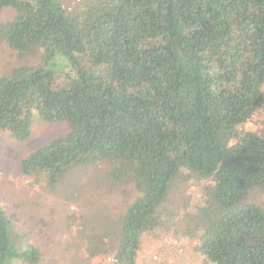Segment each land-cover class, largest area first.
<instances>
[{"label":"trees","instance_id":"trees-1","mask_svg":"<svg viewBox=\"0 0 264 264\" xmlns=\"http://www.w3.org/2000/svg\"><path fill=\"white\" fill-rule=\"evenodd\" d=\"M5 8L0 40L26 61L0 76V130L21 141L37 120L68 127L21 159V173L54 189L75 166L107 162L108 183L140 193L118 230L96 226L90 256L137 264L142 234L177 220L166 205L184 173L211 180L178 213L200 229V252L264 264V208L245 198L253 185L264 191V138L240 129L264 101V0H0ZM10 225L0 204V264L38 262Z\"/></svg>","mask_w":264,"mask_h":264},{"label":"rangeland","instance_id":"rangeland-1","mask_svg":"<svg viewBox=\"0 0 264 264\" xmlns=\"http://www.w3.org/2000/svg\"><path fill=\"white\" fill-rule=\"evenodd\" d=\"M61 1L67 6L75 2ZM71 11L68 9L73 15ZM12 14L10 9H3L0 22ZM25 61L0 40V76ZM37 122L32 124L29 136L21 141L0 130V204L11 220V238L20 249L33 245L40 251L36 263L13 260L9 264H119L114 261V254L90 256L89 236L94 239L98 235L96 226L103 221L104 231L112 230L113 223L118 230L117 216L136 199L139 191L130 182L108 183L107 162L75 166L63 174L54 189L42 181H32L33 177H25L19 167L21 159L68 131L63 122ZM240 129L251 130L264 138V101ZM187 175L181 173L175 179L166 205L176 212L177 220L159 228L156 234H142L137 264H213L199 250L200 229L194 227L191 219L178 214L196 207L211 180ZM245 198L264 208V191L257 186L253 185ZM189 227L191 233L187 230ZM108 241L104 236L100 245L104 247Z\"/></svg>","mask_w":264,"mask_h":264},{"label":"clouds","instance_id":"clouds-1","mask_svg":"<svg viewBox=\"0 0 264 264\" xmlns=\"http://www.w3.org/2000/svg\"><path fill=\"white\" fill-rule=\"evenodd\" d=\"M114 261L116 262V260L114 259ZM117 263V262H116Z\"/></svg>","mask_w":264,"mask_h":264}]
</instances>
